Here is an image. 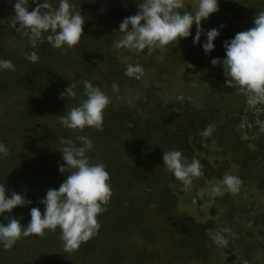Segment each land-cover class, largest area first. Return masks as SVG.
Instances as JSON below:
<instances>
[{
  "label": "trees",
  "instance_id": "1",
  "mask_svg": "<svg viewBox=\"0 0 264 264\" xmlns=\"http://www.w3.org/2000/svg\"><path fill=\"white\" fill-rule=\"evenodd\" d=\"M15 2L0 0V60L14 66L0 69V144L8 150L0 154V185L7 197L15 192L31 203L3 214L0 223L10 216L27 227L33 207L43 215L46 191L58 190L68 175L59 171L66 166L62 139L77 146V136L92 141L86 156L90 164L105 165L112 195L97 217L98 232L78 250L64 251L57 228L43 238L22 236L11 250L0 244V264H264V105L257 106L261 111L249 108L245 96L226 87L223 74L213 73L222 65L211 63L226 58L225 42L254 27L264 0H218L219 10L205 20L199 43L193 42V30L152 55L115 47L123 35L119 25L137 14L140 0H70L85 21L72 49L51 47L50 33L32 48L10 26ZM35 7L29 0L28 10ZM178 11L194 14L188 3ZM212 29L220 35L206 54L202 46ZM33 51L39 57L35 63L26 59ZM127 64L142 66L140 79L125 74ZM85 80L110 103L102 129L70 130L60 117L87 98ZM70 84L77 85L75 98L61 99ZM209 125L212 135L202 137ZM172 150L203 165L204 175L188 191L164 167V151ZM225 174L242 181L239 192L211 195ZM204 188L208 202L198 194ZM183 200L207 204V211L196 219L181 209ZM224 228L228 244L217 246L208 232Z\"/></svg>",
  "mask_w": 264,
  "mask_h": 264
},
{
  "label": "clouds",
  "instance_id": "2",
  "mask_svg": "<svg viewBox=\"0 0 264 264\" xmlns=\"http://www.w3.org/2000/svg\"><path fill=\"white\" fill-rule=\"evenodd\" d=\"M36 4L34 10L29 11V0H16L13 5L15 15L10 18V26L17 34L27 37L31 47L36 48L37 41L44 39L55 49H72L77 46L83 36L84 17L70 0H59L58 7L53 8L49 0H32ZM137 14L127 17L119 25L122 33L116 43L117 49H127L129 52L141 53L145 49L148 55L160 49L167 51V46L178 42L181 38H188L193 24L196 26L194 44L199 43L202 28L201 22L207 20L218 9V0H198L193 13L179 9L185 7L183 0H140L137 5ZM254 27L241 31L233 39L225 42L226 58L222 61L213 59V66L222 65L225 85L236 88L239 94L246 97L249 108L261 111L257 106L264 105V11H260L254 18ZM131 26V28H129ZM223 27V25L221 26ZM220 35L216 29L206 33L207 42L203 44L204 52L214 50V41ZM26 59L35 63L39 57L35 51L26 55ZM127 59V58H126ZM0 69L14 70L10 60H0ZM144 70L139 64H127L125 74L128 77L140 79ZM86 99L80 105L67 111L60 117V123L67 129L83 131L86 127L102 129L103 113L110 103V99L99 87L82 81ZM76 84H70L61 93V99L75 98ZM113 89L117 85L113 83ZM213 127L209 125L200 132L202 137H210ZM80 146L70 139H62L61 144L67 145L60 150L64 165L60 166L61 174L67 173L66 180L59 189H48L46 198L40 203L44 205L43 215L37 207L31 208V220L27 227L22 226L17 218L4 217L7 223H0V244L5 250L12 247L21 237L37 236L43 238L46 230L60 229V239L64 251L71 253L79 249L83 242H87L99 230L97 217L106 211L112 191L109 182L110 176L102 163L90 164L86 153L93 147L92 141L86 136H77ZM0 154L6 156L7 148L0 144ZM164 167L182 183V191H188L194 179L201 178L204 173L203 165L199 160L191 162L183 157L180 151H164ZM242 181L235 175L225 176L211 189V195H223L224 190L236 194L240 190ZM27 201L21 194L13 192L11 197L6 196V190L0 185V216L11 213L17 207H26ZM251 226V225H249ZM229 229L224 228L208 235L217 246L226 247L228 241L222 233Z\"/></svg>",
  "mask_w": 264,
  "mask_h": 264
},
{
  "label": "rangeland",
  "instance_id": "3",
  "mask_svg": "<svg viewBox=\"0 0 264 264\" xmlns=\"http://www.w3.org/2000/svg\"><path fill=\"white\" fill-rule=\"evenodd\" d=\"M183 2H184V5L186 3H188V5L191 6L192 11L195 12L197 4H198V0H183ZM206 24L207 23H206L205 20L201 22L202 30L206 29ZM193 30H196L195 24H193V26L191 28V31H193ZM213 73H215V74H223L224 73L223 67H221L218 72H213ZM10 109H11V105H8L7 109L5 107L3 112H5L7 110H10ZM12 115L13 116L16 115V112H13ZM40 121L45 123L43 118H40ZM208 193H209V189H207V188H204L202 190L199 189V191H198L199 197L204 198L203 200H205V202H208V200H209V198L206 196ZM200 208H202V210H200ZM206 208H207V204L195 205V204L189 203L187 200H183V203H182V206H181L182 210H186L191 216H193L196 219L200 218L201 211H207Z\"/></svg>",
  "mask_w": 264,
  "mask_h": 264
}]
</instances>
